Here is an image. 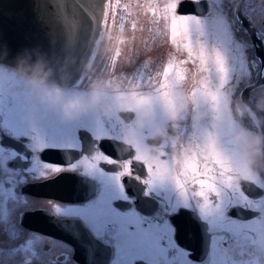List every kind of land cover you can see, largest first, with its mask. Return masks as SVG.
I'll return each instance as SVG.
<instances>
[{"label":"snow or ice","instance_id":"obj_1","mask_svg":"<svg viewBox=\"0 0 264 264\" xmlns=\"http://www.w3.org/2000/svg\"><path fill=\"white\" fill-rule=\"evenodd\" d=\"M184 2L151 0L148 8L152 22L159 26L177 52L187 53V59L170 57L162 70L154 73L147 72L144 65L148 62L145 61L132 73L122 76L114 73V65H109L113 69L110 83L118 90V98L130 109L132 117L140 111H148L151 122L161 124L167 123L166 113L174 108L172 92L186 80L187 69L182 65L192 63L197 72L203 74L191 90V101L195 113L206 111L208 115L203 120H195L194 113L190 115L185 111L179 117L180 123L191 119L190 127L180 128L176 133V136L184 133L181 141L173 138L170 144L172 148L182 149L179 158L160 150L156 158L149 160L139 154L148 137L141 135L130 140L123 127L110 121L89 117L69 125L51 115L38 120L33 117L23 95H9L2 81L0 139L10 135L30 141L27 147L34 153L30 171L39 169L40 176L45 179L82 167L85 173L98 175L107 185L118 186L125 199L128 198L125 177L147 185L149 191L171 186L179 197L175 211L179 213L181 207L194 211L207 225L210 253L203 264H260L262 257L257 245L258 239L264 236V176L250 178L245 172L244 182L235 183L236 176L241 174L239 167L230 168L215 154H209L208 147L219 139L229 159L232 158L231 135L238 123L232 118L230 109L224 122L217 123V108L227 96L244 98L247 91V99L254 101V93L264 89V60L249 55L250 49L256 48L251 37L264 43V0H191L201 8L206 4L207 16L178 11L183 9ZM46 6L59 21L53 34L54 53L71 75V83L76 87L84 86L91 77L77 72L80 57L87 55L94 62L99 41L116 24L118 10H126L128 5H121L120 0H46ZM120 20L123 30L125 17L121 15ZM132 28H136L135 23ZM119 55L117 51L116 57ZM106 74L107 69L99 75ZM123 85H127L126 90ZM82 136L90 138L91 143L89 151L79 161L66 167L40 159L39 153L48 149L83 152ZM102 141L111 142L117 148L122 142L131 143L134 151L124 158H113L97 150L98 142ZM165 156L167 158L161 159ZM102 165L115 166L116 170L107 171ZM134 165L144 167L147 176H141ZM7 172L10 170L0 179V264H40L42 258L53 251L54 245L40 234L24 238L20 226L22 198L16 192L14 174ZM245 185L249 187L246 189ZM118 198L102 194L87 208L65 209L57 203L51 206L58 214L83 216L99 229L109 224L118 225L120 232L131 238L122 241L125 246L132 244L138 234L158 227L149 225L145 229L144 220L138 214L119 213L112 206V201ZM53 264H62L59 255ZM184 264L198 262L186 257Z\"/></svg>","mask_w":264,"mask_h":264},{"label":"flooded vegetation","instance_id":"obj_2","mask_svg":"<svg viewBox=\"0 0 264 264\" xmlns=\"http://www.w3.org/2000/svg\"><path fill=\"white\" fill-rule=\"evenodd\" d=\"M120 2L121 5L127 4L128 8L118 10L116 24L104 33L96 47L94 62L90 61L92 65L89 66V62L82 73L83 76H90L91 79L86 80L84 86L68 87L69 94L86 91L97 78L103 77L110 81L113 72L109 67L110 64L114 65V73L122 76L136 70L148 56L155 57L151 67L146 69L149 73L162 69L170 57H175L176 60L187 59V53L177 52L159 26L152 22L148 8L151 0H120ZM182 8L178 11L184 14L192 12L204 16L208 14L206 4L201 8L191 0H185ZM121 15L125 17L123 30L120 28ZM133 23L136 25L135 29L132 28ZM251 43L256 44V48L250 49V57L259 56L264 60V43L256 41L254 37H251ZM117 51L120 53L119 57H116ZM113 57L116 58L113 60ZM144 67L146 68V65ZM182 67L187 69V73L186 80L180 87L188 84L189 101L188 108L181 115L188 111L190 115L194 113L193 119L197 120L195 117L199 112L195 113L191 90L197 86L203 74L198 73L196 65L192 63ZM0 69L3 73L10 72L5 66H0ZM106 69V75H99ZM122 87L126 90L127 85ZM261 91L264 89L258 90L254 95H258ZM247 97L248 92L245 91L244 99ZM127 115L129 118L132 116L131 113ZM153 123L167 126L172 137L181 141L184 133L180 132L179 136H176V133L180 128L190 127L191 119L184 123H180L178 119L177 127L174 129L168 120L164 124ZM243 124L251 126L248 119H245ZM145 135L147 136V133ZM81 139L84 142L83 152L48 149L39 153V157L48 163L67 167L79 161L82 155L89 151L90 138L82 136ZM29 143L26 138L16 139L10 135H4L0 139V179H4L6 170H10L7 174H14L17 181L16 192L22 198L20 210L23 212V218L20 226L24 238L40 234L44 238H49L54 245L53 251L44 256L40 264H53L58 255L62 264H184L186 257L203 264V261L207 260L210 253L207 225L194 211H188L183 207L179 213L175 211L179 197L171 186L157 187L149 191L147 185L125 177V190L128 191V198L125 199L118 186L107 185L98 175L85 173L82 167L65 170L53 174L52 178L45 179L40 176L39 169L30 171L33 169L34 153L27 147ZM98 143L97 150L104 151L113 158L120 159L129 154L118 151L111 142ZM161 150L177 158L182 152L181 148H172L170 145L162 147ZM165 158L167 157H161V159ZM102 167L107 171L116 170L112 165H102ZM134 167L141 176H147L144 167L139 165ZM245 187L247 189L249 186L245 185ZM102 194L119 197L112 201L113 208L125 215L132 212L138 214L144 220L145 229H148L149 225L158 227L138 234L132 244L125 246L122 241L131 238L121 233L118 225L109 224L106 228L99 229L83 216L70 215L66 212L58 214L51 206L57 203L65 209L87 208L98 201ZM130 231L135 229L130 228ZM35 246L39 247V245ZM47 247L48 245L45 244L44 248Z\"/></svg>","mask_w":264,"mask_h":264},{"label":"clouds","instance_id":"obj_3","mask_svg":"<svg viewBox=\"0 0 264 264\" xmlns=\"http://www.w3.org/2000/svg\"><path fill=\"white\" fill-rule=\"evenodd\" d=\"M0 49V66L10 69L8 73L0 74L4 90L13 96L22 94L36 119L51 115L60 123L70 125L84 118H98L123 127L130 140L147 133L148 138L141 145L139 154L149 160L156 158L162 147L171 144L173 137L169 128L151 122L148 111L128 117L130 109L118 98V90L108 79L97 78L86 91L69 94L67 84L57 79V73L63 71L58 57L50 56L39 47L25 48L17 53L14 65H4L9 50L3 44ZM171 99L174 108H169L166 119L174 129L181 113L188 107L189 97L186 90L179 87L172 92ZM229 109L239 125L231 137L232 158L229 159V153L219 139L209 145L208 153L215 154L232 169L239 167L241 174L236 176L235 183L244 182L245 172L250 178L264 176V93L256 95L254 101L242 96L225 97L216 111L217 123L224 122ZM207 115L206 111H201L195 118L203 120ZM245 119L251 126L243 124ZM118 151H134L133 144L122 142ZM257 247L262 257L260 264H264V236L258 239Z\"/></svg>","mask_w":264,"mask_h":264},{"label":"water","instance_id":"obj_4","mask_svg":"<svg viewBox=\"0 0 264 264\" xmlns=\"http://www.w3.org/2000/svg\"><path fill=\"white\" fill-rule=\"evenodd\" d=\"M58 27L59 21L47 8L46 0H0V44L7 45L9 50L3 64L14 65L17 53L25 48L39 47L59 58L54 53L56 46L53 43L54 30ZM89 62L87 55L81 56L77 72L82 74ZM59 63L63 66L60 58ZM57 79L68 87L73 86L72 77L64 66L63 71L57 73Z\"/></svg>","mask_w":264,"mask_h":264},{"label":"rangeland","instance_id":"obj_5","mask_svg":"<svg viewBox=\"0 0 264 264\" xmlns=\"http://www.w3.org/2000/svg\"><path fill=\"white\" fill-rule=\"evenodd\" d=\"M148 63H147V65H146V69H148L149 67H151V65H152V63L154 62V60H155V57H153V56H148L146 59H145ZM90 65H92V63L90 62V64H89V66ZM164 67V66H163ZM160 70H162V69H160ZM159 69L158 70H154V72L155 71H160ZM185 90H186V93H187V95H188V84H186L184 87H183ZM188 108V107H187ZM186 108V109H187ZM185 109V110H186Z\"/></svg>","mask_w":264,"mask_h":264}]
</instances>
